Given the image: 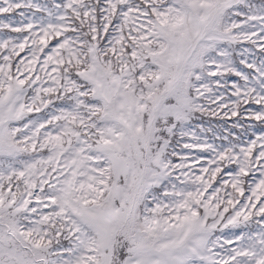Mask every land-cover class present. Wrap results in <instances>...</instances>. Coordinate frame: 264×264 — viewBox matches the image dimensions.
Wrapping results in <instances>:
<instances>
[{"label":"snow or ice","instance_id":"1","mask_svg":"<svg viewBox=\"0 0 264 264\" xmlns=\"http://www.w3.org/2000/svg\"><path fill=\"white\" fill-rule=\"evenodd\" d=\"M0 16V264H264V0Z\"/></svg>","mask_w":264,"mask_h":264},{"label":"rangeland","instance_id":"2","mask_svg":"<svg viewBox=\"0 0 264 264\" xmlns=\"http://www.w3.org/2000/svg\"><path fill=\"white\" fill-rule=\"evenodd\" d=\"M34 2L35 3H39V4H50V3L53 2V0H34ZM57 2H58V0H57ZM258 2H259V0H257V3ZM13 15H15V14H13ZM3 18H4L3 16H0V19H3ZM53 43H54V41H53ZM244 46L245 47H250V45H247V44H245ZM254 50L258 51V49H254ZM25 55H26V53H21L20 54V58H23ZM241 67H243V66L241 65ZM230 79H235V77H230ZM44 111H47V110L45 109ZM30 115L32 117H38V116H40L42 114L33 112ZM236 119H237L236 117L224 118L222 116V114L220 116H205L202 121L198 120V121L194 122L193 130L199 131V129L195 125H199V124L202 123L205 128L212 127L215 130L217 136H220V135H223V134H227V130L231 129L232 123ZM225 120H227L226 124H225ZM243 122L245 124L248 123V121H246V120L243 121ZM253 123H255V122L253 121ZM234 131L237 134H239L241 130L240 129H235ZM207 137L209 139H211L212 138V132H208L207 133ZM176 139H179V137H177ZM190 142H191V139L188 138V137L184 138V140H182L179 145H175V141H174V145L176 147V151L177 152H181L182 154H186L188 150H183L182 149V145H183V143H190ZM216 142L219 143L220 141L217 139ZM174 159H175L176 162H179L178 158H174Z\"/></svg>","mask_w":264,"mask_h":264}]
</instances>
